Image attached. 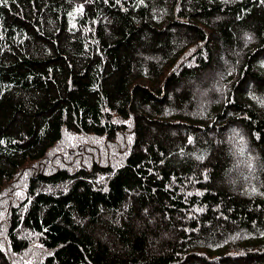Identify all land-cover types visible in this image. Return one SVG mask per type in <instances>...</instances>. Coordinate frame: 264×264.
Returning a JSON list of instances; mask_svg holds the SVG:
<instances>
[{
    "label": "trees",
    "instance_id": "trees-1",
    "mask_svg": "<svg viewBox=\"0 0 264 264\" xmlns=\"http://www.w3.org/2000/svg\"><path fill=\"white\" fill-rule=\"evenodd\" d=\"M0 264H264V0H0Z\"/></svg>",
    "mask_w": 264,
    "mask_h": 264
},
{
    "label": "rangeland",
    "instance_id": "rangeland-1",
    "mask_svg": "<svg viewBox=\"0 0 264 264\" xmlns=\"http://www.w3.org/2000/svg\"><path fill=\"white\" fill-rule=\"evenodd\" d=\"M107 150H103L102 151V153H101V151L98 149V150H93L92 152H91V154H89L88 156L89 157H92L93 159H103L104 160V157H105V152H106ZM108 157H109V155H108ZM106 158V157H105ZM54 161H57V158H52L51 160H49L48 162H46L45 164H44V168H46V167H48L50 164H53V162Z\"/></svg>",
    "mask_w": 264,
    "mask_h": 264
}]
</instances>
